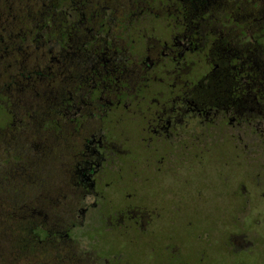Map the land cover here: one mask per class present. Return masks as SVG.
Listing matches in <instances>:
<instances>
[{"label": "flooded vegetation", "instance_id": "flooded-vegetation-1", "mask_svg": "<svg viewBox=\"0 0 264 264\" xmlns=\"http://www.w3.org/2000/svg\"><path fill=\"white\" fill-rule=\"evenodd\" d=\"M254 192L264 0H0V264H264Z\"/></svg>", "mask_w": 264, "mask_h": 264}, {"label": "rangeland", "instance_id": "rangeland-1", "mask_svg": "<svg viewBox=\"0 0 264 264\" xmlns=\"http://www.w3.org/2000/svg\"><path fill=\"white\" fill-rule=\"evenodd\" d=\"M213 187H216V191H219V189H220L219 181H215L213 183ZM256 196H257V194L255 193V195L250 198L251 205L254 204L255 206L257 205L259 207H262V209H263L262 211L264 212V205L262 206L261 204L257 203ZM263 202H264V200H263ZM202 212H203V210H202ZM217 218L218 217H216L215 218L216 220H214V219H212L211 216H204L203 213H202L200 217L195 218V223L194 224L192 223V225L189 224L187 221H184V224H183V233H185L184 234V236H185L184 237L185 238V243L186 242L187 243H190V241L192 242V240H188L187 241V237L186 236H187L188 231H191L192 230V226H194V225H195L196 228H200V229H204V230L208 231V233L210 235L211 234H213V235L215 234L214 236L209 237V241H211V242H218L219 239H220L218 237L220 235H218V232L216 230L217 229V226H219L221 228L224 227V224H225V222L227 220L226 219L221 220V219H217ZM249 219H252L251 218V215H250ZM257 219H259L262 224L264 223V217L258 216ZM226 228H225L226 230L231 229L232 228L231 227V224L230 225L227 224V227ZM201 243H204L203 240H201ZM207 259H208V257H207Z\"/></svg>", "mask_w": 264, "mask_h": 264}]
</instances>
